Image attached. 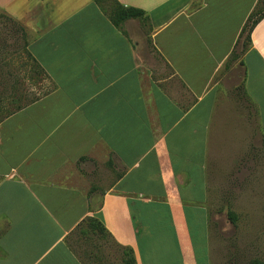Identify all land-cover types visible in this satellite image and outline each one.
<instances>
[{"label": "crops", "instance_id": "1", "mask_svg": "<svg viewBox=\"0 0 264 264\" xmlns=\"http://www.w3.org/2000/svg\"><path fill=\"white\" fill-rule=\"evenodd\" d=\"M95 1L0 0V264H213L219 194L264 176V0Z\"/></svg>", "mask_w": 264, "mask_h": 264}, {"label": "rangeland", "instance_id": "2", "mask_svg": "<svg viewBox=\"0 0 264 264\" xmlns=\"http://www.w3.org/2000/svg\"><path fill=\"white\" fill-rule=\"evenodd\" d=\"M11 24L8 17L0 12V26ZM142 25L145 26V24ZM30 69L34 73L37 71L31 61ZM261 166L259 154L254 155L253 170H250L251 176L247 175L237 179L238 181L244 179L245 185L254 186L250 193L245 192L242 195L233 190L229 191L231 189L229 186L227 192L219 194L222 201L221 208L211 211L213 264H252L254 261L264 264V176L258 171ZM225 202L227 208H225ZM230 212L236 215L235 224L229 219ZM197 246L202 248L201 242H197ZM202 250L199 251V254L202 252L199 255V263L208 264L204 248Z\"/></svg>", "mask_w": 264, "mask_h": 264}, {"label": "trees", "instance_id": "3", "mask_svg": "<svg viewBox=\"0 0 264 264\" xmlns=\"http://www.w3.org/2000/svg\"><path fill=\"white\" fill-rule=\"evenodd\" d=\"M96 5L99 6L100 9L108 16L109 20L116 27H121L126 21L136 19L142 22L147 20L146 13L140 9L125 7L120 4L117 0H96ZM264 18V7L261 10H258L250 19V23L247 25L244 33H246L245 44H249L251 39V33L255 25ZM229 219L233 224L236 222V215L234 213L228 214ZM93 222L97 223V226L101 232H105L106 230L103 227L100 221L94 220ZM122 264H136L135 257L133 252L130 249H126L124 251V259ZM252 264H261L258 261L252 262Z\"/></svg>", "mask_w": 264, "mask_h": 264}]
</instances>
